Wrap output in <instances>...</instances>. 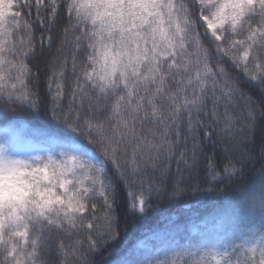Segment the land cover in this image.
<instances>
[{"label":"snow or ice","instance_id":"obj_1","mask_svg":"<svg viewBox=\"0 0 264 264\" xmlns=\"http://www.w3.org/2000/svg\"><path fill=\"white\" fill-rule=\"evenodd\" d=\"M0 264H264V0H0Z\"/></svg>","mask_w":264,"mask_h":264},{"label":"trees","instance_id":"obj_2","mask_svg":"<svg viewBox=\"0 0 264 264\" xmlns=\"http://www.w3.org/2000/svg\"><path fill=\"white\" fill-rule=\"evenodd\" d=\"M43 64V61H41ZM21 123L28 129H42L46 126V118H25ZM123 195V191L121 192ZM158 201L153 200V205H156ZM223 203L220 197L213 195H197L181 199L178 202L168 203L165 201L161 204L163 211L156 209L155 207L150 210L143 219L137 220L135 228H130L127 234L126 240L129 245L135 243L137 239L142 238V234L152 229H163L169 221L165 219L170 218L181 228L193 232L198 230L203 222L208 218V214L213 212L214 209L219 207ZM121 228L124 226V213L121 209ZM129 218V223H131ZM66 241L68 238H65ZM122 244H118V247ZM51 259H56V254L53 253Z\"/></svg>","mask_w":264,"mask_h":264}]
</instances>
